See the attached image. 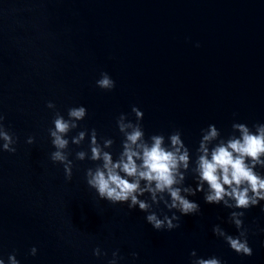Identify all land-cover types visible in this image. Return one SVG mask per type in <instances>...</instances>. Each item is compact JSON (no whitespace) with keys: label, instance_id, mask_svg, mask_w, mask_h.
<instances>
[{"label":"water","instance_id":"95a60500","mask_svg":"<svg viewBox=\"0 0 264 264\" xmlns=\"http://www.w3.org/2000/svg\"><path fill=\"white\" fill-rule=\"evenodd\" d=\"M104 71L116 82L112 90L96 85ZM80 105L87 116L68 138L85 128L89 136L81 145L70 140L67 180L63 164L50 159L48 129L55 111L67 119L68 108ZM133 105L144 112L146 138L164 134L167 143L172 132H182L193 167L208 125L227 139L234 122L264 123V0H0V114L18 138L14 153L0 140V258L109 264L119 250L117 264H192L195 249L223 264H264V200L230 209L197 192L189 199L201 211L189 215L161 202L154 206L161 218L176 212L181 220L179 228L157 230L138 206L112 204L89 187L86 170L100 162L77 160L75 153L90 155L95 128L101 143L114 140L107 150L117 158L124 138L117 117L135 121ZM256 171L264 175V167ZM196 184L190 172L185 186ZM234 210L245 212L251 256L213 232L219 224L239 235L229 221Z\"/></svg>","mask_w":264,"mask_h":264},{"label":"clouds","instance_id":"9594fccd","mask_svg":"<svg viewBox=\"0 0 264 264\" xmlns=\"http://www.w3.org/2000/svg\"><path fill=\"white\" fill-rule=\"evenodd\" d=\"M96 85L104 90H112L116 82L104 71ZM47 107L56 109L53 101H48ZM132 112L135 121L129 119L126 113L117 117V126L124 137L117 158L114 159L113 153L107 150L112 147L114 140L105 137L101 143L95 128L90 132V155L88 150L75 153L77 160L83 161L87 157L100 162L86 170V182L96 190L99 198L112 204L127 203L129 209L138 206L147 213V222L157 230L179 228L181 215L199 213L200 204L189 199V196H195L197 192L204 193L206 203H222L230 209H248L264 200V175L256 171L257 166L264 167V123L250 127L247 123L234 122L233 134L227 139L221 138V130L215 124L208 125L202 129L193 167L191 150L185 144L180 130L168 135L167 143L164 134H152L146 138L141 123L144 112L135 105ZM67 116L66 119L60 111H55L54 127H50L48 132L55 148L50 159L63 164L65 178L71 180L73 160L69 159V153L65 150L69 148L70 140L72 144L81 145L89 136V130L85 128L70 139L68 134L79 127V121L85 119L87 108L83 105L69 107ZM4 119V115L0 114V140L4 141L2 148L14 153L16 148L11 145L18 138L15 137L14 141L15 135L5 128ZM237 132L239 135H236ZM35 139V136H29L27 143L33 144ZM190 172L197 181L195 188L185 186ZM146 193L149 196L141 199ZM161 202L167 209H176L181 215L173 212L171 216L164 214L161 218L154 210V206L158 208ZM244 216V211L235 210L229 215V221L240 230L239 235L228 234L219 224L213 227V232L237 253L251 256L253 249L248 242L247 229L244 228ZM36 253L37 248L34 246L31 254ZM94 255H101L99 247L94 249ZM112 255L109 264H117L119 250ZM137 255L133 253V256ZM190 255L193 257L192 264H223L216 256L198 257L195 249ZM0 264H5L3 258H0ZM8 264H20L15 253L9 255Z\"/></svg>","mask_w":264,"mask_h":264}]
</instances>
